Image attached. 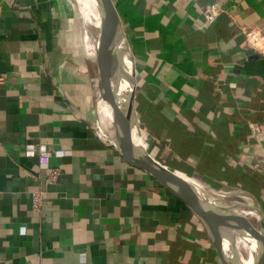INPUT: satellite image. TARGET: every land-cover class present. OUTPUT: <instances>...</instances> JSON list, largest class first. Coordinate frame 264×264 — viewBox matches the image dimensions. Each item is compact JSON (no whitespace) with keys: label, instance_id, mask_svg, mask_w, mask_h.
<instances>
[{"label":"crops","instance_id":"1","mask_svg":"<svg viewBox=\"0 0 264 264\" xmlns=\"http://www.w3.org/2000/svg\"><path fill=\"white\" fill-rule=\"evenodd\" d=\"M107 1L142 152L200 188L250 193L264 217V0ZM97 64L70 0H0V264H226L197 213L112 146ZM28 145L65 155L43 169Z\"/></svg>","mask_w":264,"mask_h":264},{"label":"water","instance_id":"2","mask_svg":"<svg viewBox=\"0 0 264 264\" xmlns=\"http://www.w3.org/2000/svg\"><path fill=\"white\" fill-rule=\"evenodd\" d=\"M95 2L96 7L92 8L94 9L92 11L96 14L95 20H93V22L87 21L86 23L85 14L80 8L85 6V4L83 3V0H75L78 9L80 8L79 10H81L80 12L87 28L98 43L99 47L104 49L110 65L113 68L112 72L101 69L102 99L109 101L113 110L115 140L111 141L112 146L115 147L132 166L153 175V177L176 194L197 213L210 234L217 251L226 264H242L236 249L229 244L222 224H228L234 229L235 227L222 219L212 216L207 211L206 204L208 202L227 203L239 208H248V206L234 203L229 200L233 196L247 197L251 199V207L255 212L257 221L261 225L260 231L255 228L260 234L257 241L256 264H264V217L250 193L236 191L226 194L200 188L167 171L162 166L149 159L140 149L133 125L132 114L128 107L124 90L125 70L130 61L125 33L108 1L95 0ZM100 30L105 31L107 37H103ZM104 77H108L110 83L114 84L115 92L113 94H110L108 87L104 85ZM133 134L136 138L135 142L133 140Z\"/></svg>","mask_w":264,"mask_h":264},{"label":"bare ground","instance_id":"3","mask_svg":"<svg viewBox=\"0 0 264 264\" xmlns=\"http://www.w3.org/2000/svg\"><path fill=\"white\" fill-rule=\"evenodd\" d=\"M83 3L85 4L86 7L83 6L80 8L83 10V12L85 14V17H86L85 22L86 23H87V21L93 22V20H95V17H96V14L94 13V11H92V10H94L92 8L96 7L95 0H83ZM80 11L81 10H79V12ZM100 33L103 37H107V33L105 31L100 30ZM95 48L98 52L99 65L100 66L98 64L97 65L104 71L109 70V72H112L113 68L110 65L107 54L105 53L103 48L99 47V45L96 41H95ZM103 83L105 86L108 87L110 94H113L115 92V86H114V84L110 83L108 77H104ZM100 109H101V112H100L101 115L105 116L108 121L113 123V110L107 104H104V103H101ZM133 140L135 142L134 138H133ZM206 209L212 216L219 218V219H222L225 222H228L230 225L235 227V229L241 234V236H242L243 240L245 241V244L249 250L248 259H244L238 255L241 263L242 264H256L257 263L256 262V260H257L256 259L257 241H258L260 234L253 226H251L249 223H247V220H246L247 215H250L256 219L255 212L253 211V208L251 207V205H250V207L248 206V208H246L247 211H243L239 207H236L232 204L208 202L206 204ZM231 234L232 233H230V235ZM233 235L234 234H232V236ZM235 247L236 246L234 245V248Z\"/></svg>","mask_w":264,"mask_h":264},{"label":"built area","instance_id":"4","mask_svg":"<svg viewBox=\"0 0 264 264\" xmlns=\"http://www.w3.org/2000/svg\"><path fill=\"white\" fill-rule=\"evenodd\" d=\"M221 13V8L219 4L217 3H212L208 5L204 12L203 15L205 17V22L208 24H213L217 20ZM26 154L28 157H39L40 165L43 169H49V161L53 155L56 156H63L65 155V152L58 151L55 154L51 153L46 149L45 146L40 145H28L26 147ZM59 177V172L58 170H51L49 174V179L48 183H54L57 181ZM43 200H44V192L39 190L34 193L32 197V207L35 211H40L43 205Z\"/></svg>","mask_w":264,"mask_h":264},{"label":"rangeland","instance_id":"5","mask_svg":"<svg viewBox=\"0 0 264 264\" xmlns=\"http://www.w3.org/2000/svg\"><path fill=\"white\" fill-rule=\"evenodd\" d=\"M70 1L72 4L76 5L75 0H70ZM229 201L234 202V203H238L241 205H245V206H250V205L252 206V203L248 202L247 200L245 202L244 198L239 197V196H233ZM240 209H242L243 211H247L246 208H244V207H242V208L240 207ZM246 219L258 231L261 230L260 223L254 217L247 215ZM222 227H223V230H224V233L226 234V236L228 235L227 238H229L228 240H229L230 244L233 246L235 245L236 246L235 248L237 250L239 249L237 254L244 259H248L249 250H248V247L246 246L245 241L243 240L241 234L238 231L236 232V230L234 228H232L231 226H229L228 224L223 223ZM230 233H232L234 235L232 236V234L230 235Z\"/></svg>","mask_w":264,"mask_h":264}]
</instances>
